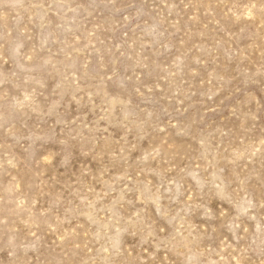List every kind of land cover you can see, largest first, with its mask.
Segmentation results:
<instances>
[{
	"label": "rangeland",
	"instance_id": "1",
	"mask_svg": "<svg viewBox=\"0 0 264 264\" xmlns=\"http://www.w3.org/2000/svg\"><path fill=\"white\" fill-rule=\"evenodd\" d=\"M0 264H264V0H0Z\"/></svg>",
	"mask_w": 264,
	"mask_h": 264
}]
</instances>
